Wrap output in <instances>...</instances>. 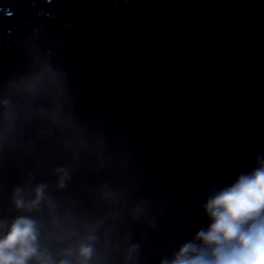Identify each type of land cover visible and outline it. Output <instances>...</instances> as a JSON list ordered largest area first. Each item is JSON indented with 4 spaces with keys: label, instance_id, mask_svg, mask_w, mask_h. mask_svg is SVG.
<instances>
[{
    "label": "water",
    "instance_id": "95a60500",
    "mask_svg": "<svg viewBox=\"0 0 264 264\" xmlns=\"http://www.w3.org/2000/svg\"><path fill=\"white\" fill-rule=\"evenodd\" d=\"M262 164L264 0H0V240L27 217L49 264L211 261L207 201Z\"/></svg>",
    "mask_w": 264,
    "mask_h": 264
},
{
    "label": "clouds",
    "instance_id": "9594fccd",
    "mask_svg": "<svg viewBox=\"0 0 264 264\" xmlns=\"http://www.w3.org/2000/svg\"><path fill=\"white\" fill-rule=\"evenodd\" d=\"M64 175L59 185L63 186ZM43 187H38L35 200L25 205L16 200L18 208L36 207L43 199ZM205 211L211 221L208 230L200 231L196 239L206 246H215L214 259L209 261L197 249L186 244L178 252L172 264H264V221L256 222L264 211V164L249 173L239 175L235 182L210 198ZM251 225L247 230L243 226ZM38 231L33 220L18 218L10 227L8 235L0 240V264H26L37 258L40 264L49 261L38 255ZM233 245L232 247H226ZM89 247H81L79 255L86 261Z\"/></svg>",
    "mask_w": 264,
    "mask_h": 264
}]
</instances>
